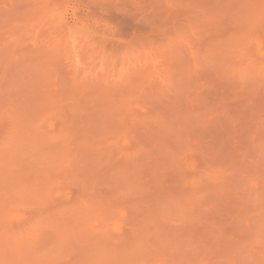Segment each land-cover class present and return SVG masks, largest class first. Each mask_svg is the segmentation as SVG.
Wrapping results in <instances>:
<instances>
[{
    "label": "rangeland",
    "instance_id": "rangeland-1",
    "mask_svg": "<svg viewBox=\"0 0 264 264\" xmlns=\"http://www.w3.org/2000/svg\"><path fill=\"white\" fill-rule=\"evenodd\" d=\"M0 264H264V0H0Z\"/></svg>",
    "mask_w": 264,
    "mask_h": 264
}]
</instances>
